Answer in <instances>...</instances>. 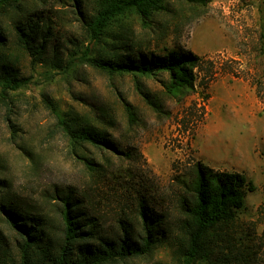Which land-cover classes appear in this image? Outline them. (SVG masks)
<instances>
[{
	"label": "rangeland",
	"instance_id": "374dc122",
	"mask_svg": "<svg viewBox=\"0 0 264 264\" xmlns=\"http://www.w3.org/2000/svg\"><path fill=\"white\" fill-rule=\"evenodd\" d=\"M164 4L146 27L136 14L126 13L110 29L139 41L143 51L190 50L211 61L212 76L198 72L195 89L176 96L160 83L165 74L141 76L143 89L161 105L155 111L132 74H110L83 58L86 46L99 51L88 43L73 0H24L25 9L48 17L54 34L50 46L58 44L62 57L73 62L56 69L23 56L19 68L25 83L5 93L0 86V197L8 194L35 207L59 231L55 195L71 187L88 200L103 231L111 235L121 207L133 208L140 189L154 197L177 230L178 180L200 161L216 170L240 172L255 185L237 211L241 226L236 238L255 245L252 264H262L264 0ZM93 7L94 0H88L85 11L93 12ZM256 82L261 84L258 92ZM123 99L133 105L135 123H128ZM99 111L108 118L99 117ZM67 113L106 129L134 159L119 160L108 149L74 142L61 123ZM81 157L101 163V173ZM105 157L112 162L105 164ZM19 241L0 213V264H20ZM121 264L195 263L178 260L172 246L162 242L149 258Z\"/></svg>",
	"mask_w": 264,
	"mask_h": 264
},
{
	"label": "trees",
	"instance_id": "16d2710c",
	"mask_svg": "<svg viewBox=\"0 0 264 264\" xmlns=\"http://www.w3.org/2000/svg\"><path fill=\"white\" fill-rule=\"evenodd\" d=\"M73 1L88 43L97 45L99 51L93 53L86 46L81 52L83 58L110 74H132L136 88L155 111H161V105L143 89L141 76L165 74L159 81L172 96L194 90L198 72H207L208 78L212 76L211 61L190 50L143 51L139 41L131 42L129 35L111 31L110 26L126 13L136 14L148 26L154 13L165 9L164 0H94L93 12L85 11L88 0ZM23 2L0 0V86L4 93L25 83L19 68L23 56L32 63L56 69L67 68L73 62L62 57L58 44L50 46L54 34L48 17L35 15L24 8ZM256 83L258 92L261 84ZM123 106L128 123H135L138 118L133 105L123 99ZM97 114L103 120L108 118L104 111ZM67 115L61 123L77 144L90 143L98 149H108L119 160L134 159L133 153L120 148L106 129L81 116ZM107 123L112 121L108 119ZM81 158L88 168L101 173V163ZM104 162L109 164L112 157H105ZM178 183L181 191L176 197L180 213L177 230L154 197L140 189L135 192L133 208L121 207L111 235L103 231L88 200L71 187L55 195L59 231L52 229L48 217L40 210L8 194L0 197V213L20 237V264H121L149 258L162 242L172 246L175 257L186 263L252 264L255 245L239 242L236 233L241 226L237 211L243 207L246 194L255 189L253 182L240 172L216 170L196 161L189 175ZM261 240L264 244V228Z\"/></svg>",
	"mask_w": 264,
	"mask_h": 264
}]
</instances>
